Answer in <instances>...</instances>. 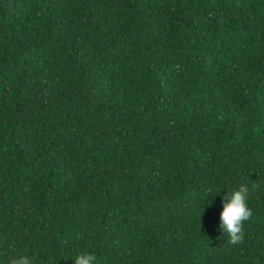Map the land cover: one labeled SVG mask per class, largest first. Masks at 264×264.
I'll use <instances>...</instances> for the list:
<instances>
[{
    "label": "trees",
    "instance_id": "1",
    "mask_svg": "<svg viewBox=\"0 0 264 264\" xmlns=\"http://www.w3.org/2000/svg\"><path fill=\"white\" fill-rule=\"evenodd\" d=\"M17 253L264 264V0H0V264Z\"/></svg>",
    "mask_w": 264,
    "mask_h": 264
},
{
    "label": "clouds",
    "instance_id": "2",
    "mask_svg": "<svg viewBox=\"0 0 264 264\" xmlns=\"http://www.w3.org/2000/svg\"><path fill=\"white\" fill-rule=\"evenodd\" d=\"M248 192V187L241 185L238 190L228 191L227 195L222 197L223 210L220 213L219 227L228 234L229 243L233 245L243 242V224L253 215L246 203ZM95 259L94 254L82 253L74 258V264H93ZM8 264H31V261L25 255L17 253L9 258Z\"/></svg>",
    "mask_w": 264,
    "mask_h": 264
}]
</instances>
